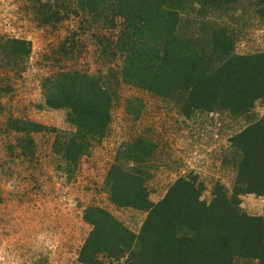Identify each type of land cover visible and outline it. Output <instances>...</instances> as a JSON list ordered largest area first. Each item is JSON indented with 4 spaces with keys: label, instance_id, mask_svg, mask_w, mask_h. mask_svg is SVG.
Wrapping results in <instances>:
<instances>
[{
    "label": "trees",
    "instance_id": "16d2710c",
    "mask_svg": "<svg viewBox=\"0 0 264 264\" xmlns=\"http://www.w3.org/2000/svg\"><path fill=\"white\" fill-rule=\"evenodd\" d=\"M34 1L33 14L44 26L77 20L78 29L95 41L99 62L107 67L97 75L75 70L45 81L48 107L69 110L70 122L78 129L66 154L76 164L92 147L91 138L100 143L106 137L122 86L164 99L179 97L186 118L216 110L244 116L258 101L264 106V52L235 54L234 39L225 28L213 29L203 45L208 49H200L203 47L180 34V12L173 9L179 0ZM238 1L196 0L199 8L214 10ZM260 2L259 14L264 19V0ZM75 37L67 38L60 48L65 54L69 47L72 59L81 56L75 45L83 46ZM0 51L19 63L20 74L25 72L32 53L29 41L6 40ZM128 112L140 113L131 108ZM42 128L24 123L17 132L33 134ZM28 144V151H33L30 141ZM229 144L237 174L233 194L217 183L210 203L203 199L205 186L194 174L179 177L166 196L153 203L147 164L157 145L142 137L122 147L106 179L110 200L146 212L148 217L137 234L102 207L86 209L85 220L93 231L79 261L235 264L244 259L264 264V219L240 208L241 196L264 195V116L231 137ZM20 148L25 151L27 146Z\"/></svg>",
    "mask_w": 264,
    "mask_h": 264
},
{
    "label": "rangeland",
    "instance_id": "374dc122",
    "mask_svg": "<svg viewBox=\"0 0 264 264\" xmlns=\"http://www.w3.org/2000/svg\"><path fill=\"white\" fill-rule=\"evenodd\" d=\"M260 1L239 0L214 10L199 8L196 0H179L173 9L180 12L181 36L200 49H208L203 45L213 29L225 28L234 39V53L250 55L264 52ZM34 3L0 0V44L25 39L32 47L21 74L17 61L0 54V264H82L80 251L93 231L84 213L90 207L106 209L138 234L148 214L113 204L106 183L120 149L138 138L151 139L158 147L147 164L153 203L160 202L179 177L191 174L205 186L202 196L208 203L217 183L233 194L237 174L229 140L263 118L260 101L244 116L216 110L186 118L179 97L164 99L122 86L106 137L100 143L91 138L92 147L78 164L68 159L78 129L70 122L69 110L48 107L45 81L75 70L97 75L107 67L77 20L44 26L33 14ZM74 35L83 46L75 45L81 56L72 59L69 47L65 54L60 48ZM129 108L138 109L139 115L129 113ZM24 123L43 128L18 133ZM20 145L27 149L22 151ZM240 200L242 212L264 219V195H243ZM235 264L259 263L238 259Z\"/></svg>",
    "mask_w": 264,
    "mask_h": 264
}]
</instances>
